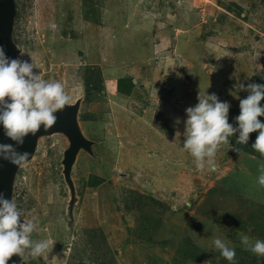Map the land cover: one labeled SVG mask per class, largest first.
<instances>
[{
	"label": "rangeland",
	"instance_id": "obj_1",
	"mask_svg": "<svg viewBox=\"0 0 264 264\" xmlns=\"http://www.w3.org/2000/svg\"><path fill=\"white\" fill-rule=\"evenodd\" d=\"M15 2L17 58L33 60L38 67L34 73L45 80L64 83L72 102L92 93L102 95L105 109L97 117L100 121L81 126L86 138L105 145L93 163L88 153L77 155L71 173L77 196L72 221L61 165L66 137H41L33 157L19 167L13 200L24 219L37 223L32 239L54 241L44 257L32 258L26 252L25 262L100 264L110 242H94L98 221L91 223L89 216L99 211L106 231L107 222L115 224L107 204L110 211L112 203L120 204L118 199L88 201L87 173L127 187L133 180L119 172L131 173L129 166L137 160V171L158 170L155 176H164V186H172L165 199L185 208L177 247L160 264H230L214 248L216 238L235 249V264H264V257L245 250L240 241L242 235L264 240V187L257 183L264 156L251 147L258 135L250 133L245 145L236 143L238 133L230 137L241 151L222 146L215 170L198 169L183 150L186 109L198 103L200 92L229 102V123L237 127L240 99L249 95L239 85L264 84V0ZM86 74H94V83L86 84ZM127 79L132 82L129 91L118 85ZM99 122L107 130L96 131ZM145 157L148 163H143ZM121 246L115 244L109 253L116 254L113 248Z\"/></svg>",
	"mask_w": 264,
	"mask_h": 264
},
{
	"label": "clouds",
	"instance_id": "obj_2",
	"mask_svg": "<svg viewBox=\"0 0 264 264\" xmlns=\"http://www.w3.org/2000/svg\"><path fill=\"white\" fill-rule=\"evenodd\" d=\"M34 68L38 67L33 60L30 63L18 58L10 59L4 47L0 46V124L5 135L16 145H23L25 137L35 135L42 126L45 130L51 128L57 121L55 114L72 102L64 83L45 80L40 73H34ZM239 89L249 95L240 99V114L235 117L237 127L229 123V102L220 101L215 93L200 92L198 103L186 109L183 150L194 158L198 169L207 166L209 170H215L217 154L222 146L240 152L241 149L234 148L229 139L236 133L239 134L236 143L245 145L250 133L258 131L251 147L264 156V123L258 119L264 116V107L260 104L264 99V84L249 83L246 87L240 84ZM175 123L179 124L180 119L176 118ZM29 155L27 151H18L12 144H0V159L18 167L28 162ZM258 171L257 183L264 187V163L259 165ZM23 217L24 212L16 202L0 192V264H7L14 254L26 261V252L32 258L44 257L53 247L54 241L48 239L34 241L32 234L37 223ZM240 241L245 250L264 257V240L253 241L242 235ZM213 245L230 264H235L234 248L220 238L214 239Z\"/></svg>",
	"mask_w": 264,
	"mask_h": 264
},
{
	"label": "crops",
	"instance_id": "obj_3",
	"mask_svg": "<svg viewBox=\"0 0 264 264\" xmlns=\"http://www.w3.org/2000/svg\"><path fill=\"white\" fill-rule=\"evenodd\" d=\"M94 81L95 79H93ZM102 98V95L92 93L81 99V103L84 101V104L82 117H79L81 107L78 112L80 127L83 122L100 121L97 117L105 111ZM99 125L100 127H97L96 131L107 130L105 124L102 125L99 122ZM94 144L96 147H92L93 155H90L92 163L100 157L101 147L105 145L96 141ZM147 160L145 157L143 163H148ZM135 161L131 162L129 166L131 173L119 172L123 178L133 180L129 181L130 185L127 187L112 186L107 183L108 178L105 175L101 176L95 172L87 173L85 191H87L88 201L93 199L101 201V203L104 201L108 203L110 200L118 199L117 203L120 204L112 203L111 211L107 204L109 220L113 219L115 224L107 222L106 231L102 226L103 215L99 211L92 212L89 216L91 223L95 220L98 221L99 230L93 232L94 242L106 244L110 242L111 245L106 248L105 257L99 259L100 264H160L161 259H164L167 253H173L177 247L181 228L185 222V208L182 210L181 207L174 205V200L165 199L170 196L169 189L172 186H164V176H155L154 173H158V170L154 171V168L147 167L145 170H150L146 171L147 175L145 172L140 173L137 171ZM156 169L158 168L156 167ZM135 174L140 175L141 180ZM166 183H170V180ZM104 209L102 206L100 211L102 212ZM90 210L93 211V206ZM107 228L110 231L109 235ZM118 243H122L121 248L114 247L113 249L117 250V253L110 254L111 247Z\"/></svg>",
	"mask_w": 264,
	"mask_h": 264
},
{
	"label": "water",
	"instance_id": "obj_4",
	"mask_svg": "<svg viewBox=\"0 0 264 264\" xmlns=\"http://www.w3.org/2000/svg\"><path fill=\"white\" fill-rule=\"evenodd\" d=\"M16 17L15 0H0V46L5 49V54L10 59H17L20 48L13 39V29ZM81 97H78L69 106H65L62 111H58L56 123L45 130L43 126L35 134H29L25 137L23 145H16V142L5 135L3 125L0 124V144H12L20 152L27 151L29 160L33 157L38 140L44 136L53 134H62L68 141L67 147L63 150L61 165L64 181L69 189L70 198L67 210L70 221L73 220L74 204L77 201L74 182L71 176L73 165L80 151L93 155L92 146L95 141L88 139L83 134L78 121V112L81 103ZM10 102V101H9ZM28 160V161H29ZM19 167L0 159V192L7 199H13L14 183ZM7 264H27L19 255H13Z\"/></svg>",
	"mask_w": 264,
	"mask_h": 264
},
{
	"label": "trees",
	"instance_id": "obj_5",
	"mask_svg": "<svg viewBox=\"0 0 264 264\" xmlns=\"http://www.w3.org/2000/svg\"><path fill=\"white\" fill-rule=\"evenodd\" d=\"M93 79H94V74H89V75H87L86 74V76H85V82H86V84H89V81L91 80V81H93ZM124 82V83H123ZM94 83V82H93ZM126 83V84H125ZM118 85H119V87L120 88H123V86H125V91H129L128 89H129V86H132V82H131V80L130 79H127V80H120L119 82H118ZM121 90H123V89H120V91ZM263 100L264 99H262L261 100V102H260V104H262L261 106L262 107H264V102H263ZM258 119L262 122V121H264V116H260V117H258ZM259 134V132L258 131H255V135H258ZM255 137H257V136H255ZM246 151H248V150H246Z\"/></svg>",
	"mask_w": 264,
	"mask_h": 264
}]
</instances>
